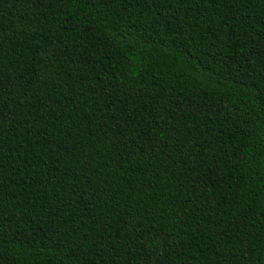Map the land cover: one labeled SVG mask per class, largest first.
Masks as SVG:
<instances>
[{
    "label": "trees",
    "instance_id": "16d2710c",
    "mask_svg": "<svg viewBox=\"0 0 264 264\" xmlns=\"http://www.w3.org/2000/svg\"><path fill=\"white\" fill-rule=\"evenodd\" d=\"M0 264H264V0H0Z\"/></svg>",
    "mask_w": 264,
    "mask_h": 264
}]
</instances>
